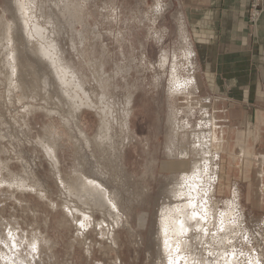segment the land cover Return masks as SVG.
<instances>
[{"label":"rangeland","instance_id":"rangeland-1","mask_svg":"<svg viewBox=\"0 0 264 264\" xmlns=\"http://www.w3.org/2000/svg\"><path fill=\"white\" fill-rule=\"evenodd\" d=\"M183 3L0 0V264H9L8 253L22 264H171L178 255L184 264H264V206L251 201L249 183L238 179L231 188L237 184L242 218L229 211L220 219L217 211L228 209L234 190L222 194L215 185L213 196L202 195L215 210L208 230L192 228L185 237L189 246L177 251L161 248L159 209L174 200L170 194L179 187L171 177L190 172L191 161L200 159L194 152L182 153V148L192 149L201 143L202 132L209 133L205 114L213 113L218 99L245 102L208 89L196 37L184 17L189 8ZM20 4L25 8L19 10ZM34 25L54 45L53 56L60 59L55 61L64 66L59 70L75 74L94 102L74 112L72 125L64 121L71 118L69 97L57 91L59 81L48 69V87L32 73L21 79L22 85L14 77L17 87H11L4 58L19 47L31 49L26 54L31 62L36 60L40 37L28 34ZM13 35L23 39L12 41ZM176 71L184 79L196 75L199 81L177 93L170 88ZM102 94L105 106L99 100ZM207 97L212 103L208 106ZM58 99L66 102L62 109H57ZM104 107L115 151V162L108 165L79 133L82 129L89 138L98 134ZM171 156L177 166L168 169L163 164L171 163ZM100 161L106 179L90 171ZM182 161L186 165L180 168ZM91 179L118 193L116 216L78 201L83 181Z\"/></svg>","mask_w":264,"mask_h":264},{"label":"crops","instance_id":"crops-1","mask_svg":"<svg viewBox=\"0 0 264 264\" xmlns=\"http://www.w3.org/2000/svg\"><path fill=\"white\" fill-rule=\"evenodd\" d=\"M182 2L189 8L188 17H184L196 37L208 89L245 101L240 104L218 99L212 106V146L219 155V192L238 190L237 184L231 188L234 179L246 181L251 201L264 206V12L254 29L248 22L249 0ZM207 99V106L211 105L210 97ZM171 161L163 166L169 169L177 162ZM181 164L180 168L186 165L184 161Z\"/></svg>","mask_w":264,"mask_h":264},{"label":"bare ground","instance_id":"bare-ground-1","mask_svg":"<svg viewBox=\"0 0 264 264\" xmlns=\"http://www.w3.org/2000/svg\"><path fill=\"white\" fill-rule=\"evenodd\" d=\"M23 8H25V5L23 6V4H20L19 10H22ZM16 28H17V26H16ZM32 29L33 30H31V31L29 29L28 34L29 35L30 34L31 35L36 34L37 37H40V41H41V44H39V48L37 50V51H39V54L37 53L38 54L37 57L34 58L36 60L32 61L34 64L29 60L30 58L27 55L31 50L29 48L21 49L19 47H16V48H14L13 52L10 55H8L7 57L4 56L5 61L7 60L6 67L10 68V75L12 78L11 81L13 83L11 85V87L13 85H15V87H17L16 83H18V82L20 83V85L24 84L23 82H21V79H24V77L25 78L29 77L27 75H29L30 73L35 75L38 78V80L45 82L46 87H48V85H49L48 83L50 82L49 81L50 79H48L49 76L46 77L48 75L46 72L48 69V72H51L52 74L55 75L56 81H57V79L59 81V83H58L59 88L57 91L61 94V96L65 95V96L69 97V100L66 101L67 102L66 105H68L69 114H70L69 117H71V118H70V120L68 119V121L64 118L63 119L66 122H69V123L71 122L70 125H72V122L76 121L74 116H73V114H76L74 112H77V110H80L82 108V106L86 107L84 105H88V107H89V105H93L94 102L90 99L89 92H87L85 90L86 88L84 86V83H82L81 81L79 82V80L77 79V76L75 74H72V72H70L69 70L65 71L63 69L64 70L63 73L61 72L62 69L59 70L60 68H62L64 66H61L60 63H62V62L59 61L60 63H57L58 61H55V59L58 58L57 56L56 57L53 56L56 54V53L55 54L53 53L55 47L50 42H47V38H46L44 32L41 30V27L34 25ZM26 30L28 32V28ZM1 38H2V36H1ZM11 39H12V41L20 42L19 40H22L23 36L22 37H20V36L14 37V35H13L11 37ZM2 40H3V38H2ZM9 41H11V40H9ZM26 41H28V40H26ZM29 54H31V53H29ZM10 60H12L13 63H11ZM56 60H60V59L58 58ZM40 62H42V63H40ZM43 62H44V65H45V63L47 64L46 67L42 66ZM166 62H167V58H164L162 64H166ZM28 63H29V65L27 66ZM172 68H173V66H172ZM171 76H172V78H171L172 82H170V83L172 85L170 86V88L172 87V89L175 90L177 93H179L181 91H185L187 88H188V90H190V88H189L190 85H192L195 82L194 76L189 77L187 79H184V77L182 78L181 76L178 75L177 71L173 72ZM14 77H16V78L18 77V79H19L18 82L13 80ZM79 92H81V94H83V95L79 96ZM61 96L60 97L58 96L57 98H61ZM58 100L59 101H58L57 106H59V107H57V109H59V108L62 109L61 108L62 104H65L66 102L64 101L65 103L64 102L60 103L61 100L60 99H58ZM63 100H65V99H63ZM99 100H100L101 104H104L106 102L105 95L102 94V96ZM66 105H64L63 107H66ZM104 106H105V104H104ZM127 106H129V105H127ZM95 107H97V105ZM57 111H59V110H57ZM102 111H103L102 113H104V117H101L99 132L96 136H94L93 138L92 137L89 138L88 134H86L82 129L79 130V133L82 135L81 138L83 137L86 146H89L92 144L95 145L98 148L97 149L98 155H100L101 159L106 161V164L109 162L111 164V161L114 157V152H115L113 150V145H112V142L114 140L110 134L111 126H110V121H109L110 119H108L107 108L104 107V109ZM205 112H207V111H205ZM69 114H67V115H69ZM109 116H110V114H109ZM129 116H130V111L127 112L126 118L124 121V125H123V126H126L127 128L129 125ZM205 116H206V118H205L204 124L206 123L209 126V133L206 134V132H202L200 135V142L201 143H199V141H198L199 145H198V143H197V145H194V146L192 145L193 146L192 149L187 150L186 147H185V149L182 148L183 149L182 153L186 152V154H188V152H194L197 155H200V159H194V161L193 160L191 161V171L190 172H184V173H181L180 175L178 174L179 176L174 174L171 177L172 179L176 180V182L179 184V187H177V185H176L177 189H175V190L173 189L171 194L169 193L172 197H174L173 198L174 200H172L171 202H170V200H168L169 202L164 203L161 206V208L159 209L160 210L159 229L162 231L161 235L163 236V243H162L161 248H162V251H164V252L168 251V249L170 251V248L175 249L177 251L183 245L189 246V244H190L189 239L188 240L186 239L187 233L190 232V230L192 228H196L197 230L200 229V231L203 229V231L205 230L204 232H206L208 230L207 227H210V226H208V224L209 225L211 224V221H212V219H214L213 217L215 216L214 215L215 210L212 207V203L210 202V198L208 196H207V198L205 196L204 197L202 196L204 192H205L204 194H206V195H207V192H209L210 195L213 194V190L215 189V185H217V181H218V177H219V163H218L219 155L216 151H214L213 146H212V122L213 121H212L210 113H208V114L206 113ZM110 118H112V117H110ZM176 122L178 123V121H176ZM69 123H66V124H69ZM68 128H70V127H68ZM71 131H72V129H71ZM79 133H77V134H79ZM174 134H175V132H174ZM197 134H198V132H197ZM71 136H72V134H71ZM171 136H173V135H171ZM196 137H198V136H196ZM194 138H195V136H194ZM72 139H73V136H72ZM182 139H183V137H182ZM172 140H173V138H172ZM77 143H78V141H77ZM183 145L187 146L186 144H183ZM184 156H185V154H184ZM171 158H172V160L176 159V157H173V156H171ZM182 158H183V156H182ZM114 162H115V160H114ZM98 163L101 165L91 167L90 171H91L92 175L106 179L107 178L106 174H105L106 171H105V168L103 167L104 164L102 165L101 161ZM213 185H214V187H213ZM71 189H74V188H71ZM72 192H75V191H72ZM72 194H74V193H72ZM116 194H118V193L117 192H110L105 184L101 183L100 181H98L96 179L83 181L81 188H80V191L77 192V195L79 196L78 201L80 203L87 204V206H89V205L93 206V207L98 208L104 212L106 211V213H110V214L113 213L112 215H110L113 217H114V215L116 216V213H118L117 205H116L117 204V200H116L117 198L115 199ZM233 194H234V197H233L234 199L227 200V203H226L227 207L226 208H228V209L226 211H224L223 209H222L223 211H221V210L217 211V212H219L220 219L221 218L223 219V217L225 216V213H227L229 211L233 214H235V212L238 214V211H239V205L238 204L239 203H238V190L236 188H234ZM211 199H212V197H211ZM239 213H240V211H239ZM119 216H121V215H119ZM237 216H239L241 218L243 217V215H241V214H238ZM237 216H236V218H237ZM239 217L236 219L237 223H241V218H239ZM88 218H87V220H88ZM116 219H118V218H116ZM224 224L225 223L222 221V227L225 228ZM215 238H217L216 240L222 241L218 237H215ZM173 240H175V241H173ZM11 242H10V244H11ZM8 245H9V243H8ZM10 248H12V247H10ZM20 256H21V254H20ZM5 258L9 264L10 263L15 264L14 261L17 262L16 261L17 259H19L20 264H22L21 263L22 260L18 256H16L14 258V254L10 253V255H9V253H8L5 255ZM169 261L171 262V264H184L185 263L184 258L182 260V262H184V263L181 262V258L179 255H178V257L175 256V258H172ZM253 261L256 262L257 260H253ZM251 264H253V262H251ZM254 264H257V262Z\"/></svg>","mask_w":264,"mask_h":264},{"label":"built area","instance_id":"built-area-1","mask_svg":"<svg viewBox=\"0 0 264 264\" xmlns=\"http://www.w3.org/2000/svg\"><path fill=\"white\" fill-rule=\"evenodd\" d=\"M264 12V0H249L248 22L256 28Z\"/></svg>","mask_w":264,"mask_h":264}]
</instances>
